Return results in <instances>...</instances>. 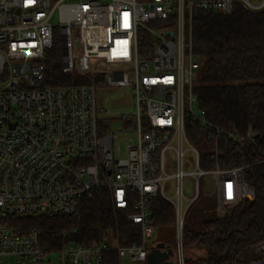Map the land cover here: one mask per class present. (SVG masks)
<instances>
[{
  "label": "built area",
  "instance_id": "built-area-1",
  "mask_svg": "<svg viewBox=\"0 0 264 264\" xmlns=\"http://www.w3.org/2000/svg\"><path fill=\"white\" fill-rule=\"evenodd\" d=\"M235 6L261 12L264 0H0V264H53L52 254L55 264H104L108 252L119 262L145 264L156 232L148 203L158 195L174 208L173 262L186 264L184 217L200 178L214 180L219 207H226L237 202L228 201L226 181L241 174V168L221 169L218 155L201 169L187 141L186 119L206 123L204 112L194 111L201 61L192 54L189 24L195 8L229 15ZM56 26L61 71L70 81L54 87L46 84L45 60ZM106 89L112 97L128 89L124 103L131 101V110L99 117L107 109L97 95ZM120 135L127 136L124 151L114 145ZM186 178L195 183L190 197ZM100 189L113 209L129 210L138 244L102 241L47 252L38 229L20 234L12 224L13 218L75 216L80 202ZM248 250L255 258L249 264H264V243Z\"/></svg>",
  "mask_w": 264,
  "mask_h": 264
},
{
  "label": "trees",
  "instance_id": "trees-1",
  "mask_svg": "<svg viewBox=\"0 0 264 264\" xmlns=\"http://www.w3.org/2000/svg\"><path fill=\"white\" fill-rule=\"evenodd\" d=\"M190 28L192 54L201 61L192 93L206 123L186 119L187 141L197 151L201 169H210L215 155L221 169L241 168L252 197L219 207L215 193L199 188L184 217L186 263L249 264L255 261L247 254L249 247L264 243V10L253 13L235 6L232 13L222 15L195 8ZM45 65L47 85L70 81L61 71V54L54 46ZM148 210L160 239L155 243L174 247L165 240L174 228L172 204L158 195ZM128 212L113 209L108 191L100 189L80 202L75 216L11 221L20 234L38 229L40 245L55 252L68 244L116 240L121 246L138 244L139 226L126 220ZM190 249L202 250L205 256L192 260ZM104 264H119L116 253H106Z\"/></svg>",
  "mask_w": 264,
  "mask_h": 264
},
{
  "label": "rangeland",
  "instance_id": "rangeland-1",
  "mask_svg": "<svg viewBox=\"0 0 264 264\" xmlns=\"http://www.w3.org/2000/svg\"><path fill=\"white\" fill-rule=\"evenodd\" d=\"M55 22L57 23V20H55ZM164 25H159L156 26L157 29H164ZM191 20H190V24H189V31H188V38L191 39ZM53 43H54V48L57 49L58 53L61 54V43H60V30L58 28V26L54 27V31H53ZM114 91L111 89H106L103 92H100V94L97 95L98 98V106H105L106 107V111L103 113H99V117L101 118H109L111 116H116L119 113L123 112V111H130L131 110V101L128 103H124L126 102V100L129 97L130 91L128 89L123 90V92H121V94H119L118 97H112ZM118 102L119 104L113 103V102ZM123 102V104H122ZM194 111L196 114L200 113V110L198 108V106L194 107ZM112 128L113 129H120L121 128V122H119L118 119L113 120L112 121ZM127 136L124 135H120L117 139H115L114 141V145L115 146H119L121 148L122 151L125 150V138ZM187 165L185 166V171H192L194 169V167L192 166V164L189 163V158H187ZM228 184V186L232 189H234V193H238L240 192L241 195L239 194L238 196L234 197L235 199L237 198V201L243 197H252V191L250 190V188H248L247 186H245L243 184L242 181V177L241 174H235L232 176L231 178V182L229 180L226 181ZM184 187H185V194L186 197H190L195 190V183L192 181L191 178H186L185 179V183H184ZM199 188L203 193H215L216 197H217V193H216V183L214 182V180L209 176V175H204L200 178L199 180ZM173 192V186L171 181L168 184L167 190H166V194L167 195H172ZM229 202L231 201H235L234 199H229ZM170 234V235H169ZM167 236L166 242L173 245L175 243V225L173 228V232H170ZM159 237L157 232H155V235L153 237V239L148 243L149 245L155 243L156 241H159ZM185 255H186V251L184 249ZM247 254L250 256H254L253 251L248 250ZM188 256L194 260V259H198V258H202L205 256L204 251L199 250V249H190L188 250ZM48 260H50L53 264L56 263L57 261V256L56 254H52L50 256H48L47 258ZM4 262L6 263V261L4 260ZM9 264H14V260L11 259ZM119 264H131L129 263L127 260H122L121 262H119ZM189 264V263H186ZM193 264H199V262H195Z\"/></svg>",
  "mask_w": 264,
  "mask_h": 264
},
{
  "label": "water",
  "instance_id": "water-1",
  "mask_svg": "<svg viewBox=\"0 0 264 264\" xmlns=\"http://www.w3.org/2000/svg\"><path fill=\"white\" fill-rule=\"evenodd\" d=\"M169 34L172 35V32H169ZM172 257L171 248L167 247V245L155 244L147 254L146 264H175L171 261Z\"/></svg>",
  "mask_w": 264,
  "mask_h": 264
},
{
  "label": "crops",
  "instance_id": "crops-1",
  "mask_svg": "<svg viewBox=\"0 0 264 264\" xmlns=\"http://www.w3.org/2000/svg\"><path fill=\"white\" fill-rule=\"evenodd\" d=\"M232 183V182H231ZM241 195V193L240 192H238V193H234V189H233V187H232V198L235 200V198L234 197H236V196H238V195ZM156 244V243H155ZM163 245H166V244H163Z\"/></svg>",
  "mask_w": 264,
  "mask_h": 264
},
{
  "label": "flooded vegetation",
  "instance_id": "flooded-vegetation-1",
  "mask_svg": "<svg viewBox=\"0 0 264 264\" xmlns=\"http://www.w3.org/2000/svg\"><path fill=\"white\" fill-rule=\"evenodd\" d=\"M167 247L171 248L172 252H173V247L170 245H167ZM166 248V247H165ZM171 261H173V257L171 258Z\"/></svg>",
  "mask_w": 264,
  "mask_h": 264
}]
</instances>
